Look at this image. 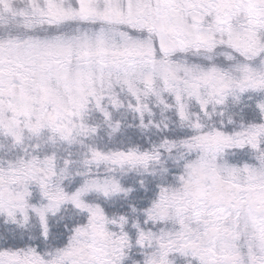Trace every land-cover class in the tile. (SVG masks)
<instances>
[{
	"label": "snow or ice",
	"instance_id": "1",
	"mask_svg": "<svg viewBox=\"0 0 264 264\" xmlns=\"http://www.w3.org/2000/svg\"><path fill=\"white\" fill-rule=\"evenodd\" d=\"M0 264H264V0H0Z\"/></svg>",
	"mask_w": 264,
	"mask_h": 264
}]
</instances>
